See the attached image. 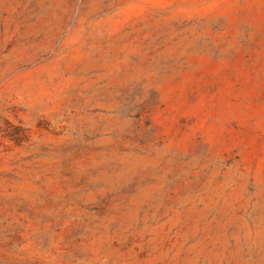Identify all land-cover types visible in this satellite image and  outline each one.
Returning <instances> with one entry per match:
<instances>
[{
    "label": "rangeland",
    "instance_id": "obj_1",
    "mask_svg": "<svg viewBox=\"0 0 264 264\" xmlns=\"http://www.w3.org/2000/svg\"><path fill=\"white\" fill-rule=\"evenodd\" d=\"M0 264H264V0H0Z\"/></svg>",
    "mask_w": 264,
    "mask_h": 264
}]
</instances>
